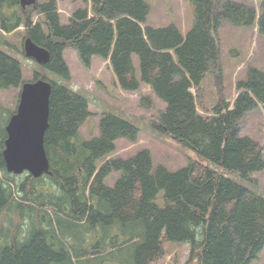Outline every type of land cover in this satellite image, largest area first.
Masks as SVG:
<instances>
[{
  "label": "trees",
  "instance_id": "16d2710c",
  "mask_svg": "<svg viewBox=\"0 0 264 264\" xmlns=\"http://www.w3.org/2000/svg\"><path fill=\"white\" fill-rule=\"evenodd\" d=\"M147 1L81 0L83 7L62 25L56 0L24 8L19 0H0V42L22 25L25 38L49 55L32 81L51 86L43 138L49 173L24 174L19 185L2 157L14 111L0 104V264H155L165 260L166 243L187 245V264L257 261L264 248V196L252 189L253 175L264 170L263 148L240 135L239 123L255 109L264 113V72L248 68L233 103L220 99L210 109L201 85L218 67L222 25L256 26L264 37V0L258 9L190 0L193 25L185 35L175 25L146 27ZM66 49L87 70L94 57L108 61L124 92L149 87L164 104L152 127L199 161L169 171L154 167L147 150L113 157L115 141L135 143L139 129L112 113L100 117L95 137L83 139L80 129L92 114L84 98L60 83L71 80ZM22 83L20 63L0 51V91ZM143 98L145 109L155 106ZM112 173L118 176L109 185ZM4 219L19 223L10 228Z\"/></svg>",
  "mask_w": 264,
  "mask_h": 264
},
{
  "label": "rangeland",
  "instance_id": "374dc122",
  "mask_svg": "<svg viewBox=\"0 0 264 264\" xmlns=\"http://www.w3.org/2000/svg\"><path fill=\"white\" fill-rule=\"evenodd\" d=\"M38 1L49 2L50 0ZM56 1L62 25L67 24L68 18L74 10L83 7L81 0ZM220 1H233L257 9L262 0ZM147 3L150 12L145 23L146 27L164 28L175 25L184 35L191 29L193 10L190 0H148ZM33 21H36V15H33ZM24 37L23 27L5 36L7 42L6 44L0 42V51L20 63L23 82H28L33 80L35 73H42V70L35 61L24 56L22 47ZM217 41L220 48L218 67L206 76L201 85L203 100L208 109L217 104L220 99L229 104L233 103L236 98L235 85L245 78L248 68L254 67L264 72V37L258 34L256 28L238 29L222 25ZM64 61L70 70L71 80L70 82L60 81V83L70 92L84 98L88 104V111L92 114L80 129L83 139L88 140L95 137L98 134L100 117L104 113H112L128 120L139 129L135 143L125 140L116 141L115 157L127 159L139 150H147L151 155L154 167L162 166L169 171L185 167L189 159L199 161L193 152L183 148L152 127L153 120L157 118L158 111L164 109V105L151 95L145 86H141V95H147L155 105L149 110L139 106L140 96L136 97L135 93L118 90L113 83L114 77L105 62L95 60L87 70L81 65L77 54L71 49L64 52ZM133 63L137 66L136 57H133ZM47 75L56 79L52 74ZM19 94L20 87L0 91L1 106L9 111H15ZM239 130L241 136H247L262 146L264 159V113L261 108L246 114L239 123ZM115 176L116 174L110 175L107 181L109 185L112 184ZM253 176L257 180V188L252 191L264 196V170ZM24 178V174L16 178L18 185ZM157 204L160 205L159 199H157ZM4 222L14 229L19 223L18 220L8 221L7 219H4ZM164 251L165 260H159L155 264H187V246L166 243ZM104 262L103 264H108L106 259ZM74 264L76 263L74 262ZM252 264H264V248L257 261Z\"/></svg>",
  "mask_w": 264,
  "mask_h": 264
},
{
  "label": "water",
  "instance_id": "95a60500",
  "mask_svg": "<svg viewBox=\"0 0 264 264\" xmlns=\"http://www.w3.org/2000/svg\"><path fill=\"white\" fill-rule=\"evenodd\" d=\"M20 3L26 7L35 0H20ZM23 51L37 64L48 61L47 51L29 38L24 40ZM50 92V84L41 79L21 85L16 110L5 125L2 157L7 173L21 175L25 172L35 179L49 173L43 138L48 127Z\"/></svg>",
  "mask_w": 264,
  "mask_h": 264
}]
</instances>
